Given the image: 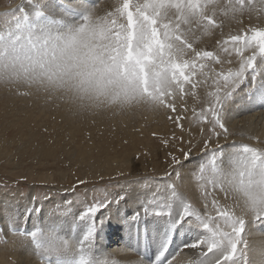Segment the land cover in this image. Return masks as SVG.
<instances>
[{"label":"rangeland","instance_id":"374dc122","mask_svg":"<svg viewBox=\"0 0 264 264\" xmlns=\"http://www.w3.org/2000/svg\"><path fill=\"white\" fill-rule=\"evenodd\" d=\"M26 1L32 0H14L12 8H9L5 6L4 0H0V12L14 10L16 13H20L21 9L25 12L23 4ZM135 2H142V0H135ZM201 2H204L200 6L203 11L194 16L187 15L185 19L178 22L179 13L175 8L169 7L161 20V23L170 24L174 30L178 28V31L173 32V35L179 36V39H172V42L182 50L177 57V62L188 61L190 66L193 65L191 69H185L186 74L190 73L189 79L191 81L183 84V90H180V85L175 82L170 92L164 94V106L161 108L134 105L119 111L108 110L100 114L88 115L79 113L72 104L57 96H40L24 86L0 88V195L4 197L11 196L9 199H14L13 196L18 192L16 197H23L29 193V187L32 185L38 201H43L48 199L50 195H55L58 200L56 206L58 208L56 209L66 207L65 211L68 213L82 207V213H84L88 205L92 203L103 201L102 204H99V210L111 201H115L117 199V196H115L116 189L120 188V184L122 186L120 178L126 177L135 180L141 178L139 179L141 181L138 182L142 187L147 186L149 190V186L153 182L154 186L159 187V183L163 184L169 179L177 180L180 165L192 161L193 167H191L190 173L192 177L194 176L193 178H196L194 179L197 181L195 185L199 188L197 192L204 196L201 199L202 204L204 206L209 205L208 208L214 209L212 207L213 200L218 201V203L226 202L228 198L225 197L224 193L222 196V192L214 188L207 180L198 179L200 175L199 167L212 160L214 151L216 152L215 159L221 164L223 149L226 146L224 143H222L223 145L218 144L215 140L216 133L210 131L212 125L208 121L211 119V113H206L203 120H199L198 113L210 107L206 101L213 99L209 94L216 91L217 86L213 83L216 73H220L221 70L225 74L229 70H239L242 58L250 57L253 54L256 55V67V64L260 62L261 53L256 42H253L251 47H246V42L243 39L241 40L243 43L240 41L235 45L230 42L227 43L232 49L229 53L234 57L233 62L236 65L234 67L231 63H222L215 49L221 48L219 44H222L224 39L221 36L223 35L221 32L224 30V22L213 15H209L205 9V0H201ZM230 2L236 4L234 0H230ZM22 14L24 15V13ZM216 19L217 21H215ZM121 20L127 22L124 17ZM217 30L220 31L217 33ZM254 30H258L257 23H248L242 26L241 30L236 31V35L241 34L242 37H251ZM0 34L3 33L0 32ZM204 34L208 36L205 35L203 39ZM217 34L220 35L217 36ZM210 36L212 38H209ZM201 42L205 43H202V45ZM212 42L217 44H211ZM200 44L201 46H199ZM232 45L241 48L242 51L238 54L236 52L237 47L232 48ZM211 50L216 57L215 60L201 59L196 55L198 52H211ZM233 52L235 55L232 54ZM201 65H204V67L201 68ZM256 72L258 73L257 68ZM246 74L251 75L250 70ZM195 75L198 76L196 80L193 77ZM181 83H183L182 80ZM193 83L197 84L195 90H193ZM223 92L224 86L221 80L220 94L222 95ZM181 103L184 104L181 105ZM178 112H180V115H178ZM177 118H179V124H177ZM217 131L222 130L217 128ZM206 141L207 146H205ZM227 143L233 148L243 144L231 140ZM252 146L260 145L254 144ZM198 148L200 149L199 153ZM185 153H189V155L185 157ZM128 156L136 161L137 167L133 172L119 169L120 172L115 171L114 173L109 170V174H111L107 176L90 177L85 174L91 170L93 160L100 159L105 163L109 159L117 160V158ZM89 164L90 166H88ZM130 168V164H127L126 169ZM59 172H62L63 179H66V181L63 180V183L70 185L61 188L56 184H52L48 187L50 184L43 179L44 175L52 176ZM82 176L85 177L82 178ZM158 177L161 179L156 180ZM166 177L170 178L165 179ZM200 185H204V188ZM157 190H154L155 192L152 190V193L150 192L151 194L148 195L150 197L145 200V208L150 212L159 209L158 207L149 206L150 204L159 199V202L164 199L161 198L164 192L161 194ZM166 194L168 197L171 195L169 191ZM204 212L208 213L209 211L204 209ZM91 218L93 217H89L87 220H91ZM9 222L7 221L6 224L10 225L12 223V227L16 224L15 220ZM13 232L15 233V230ZM0 240L3 242L1 244H5L1 233V225ZM8 241L6 240V242ZM99 263L103 264L100 260Z\"/></svg>","mask_w":264,"mask_h":264},{"label":"clouds","instance_id":"9594fccd","mask_svg":"<svg viewBox=\"0 0 264 264\" xmlns=\"http://www.w3.org/2000/svg\"><path fill=\"white\" fill-rule=\"evenodd\" d=\"M4 3L12 8L14 0ZM153 7L143 5L145 10ZM201 11L190 0L186 16ZM116 12L99 11L95 0H70L69 9L27 23L23 9L0 12V88L24 86L40 96H57L88 115L134 105L163 107L164 94L176 82L182 50L167 34L133 25L130 13L126 25L118 23ZM199 172L230 201L228 227L264 214V146L237 145L226 166L215 159ZM240 235L237 264L264 259V240L257 243ZM48 240L46 231L18 230L13 243L46 250ZM73 247L79 252L77 264H99L82 241Z\"/></svg>","mask_w":264,"mask_h":264},{"label":"bare ground","instance_id":"6f19581e","mask_svg":"<svg viewBox=\"0 0 264 264\" xmlns=\"http://www.w3.org/2000/svg\"><path fill=\"white\" fill-rule=\"evenodd\" d=\"M121 1L122 0H95V6L101 12H115V9L119 6ZM234 1L236 2V4H232L230 0H205V9L207 10V13L209 15H213L216 18H219L220 20H223L224 22V32H221L223 33V35L221 36H223L224 38L222 42L228 41L230 36L236 35V31L241 30L242 26L248 23H257L258 30H264V10H261L259 4L257 3V0H253L255 6L252 7L251 10L249 9L247 2L243 6H241L237 3V0ZM62 2L63 0L26 1L23 4L25 8V12L23 13L24 15H26L25 23L29 22V20L38 21L44 15H48L50 17L57 15L62 10ZM122 17L123 16L116 12L114 19H116L118 23L126 25L127 22L125 23L124 21H122ZM215 21H217V19ZM220 25L222 26L221 23ZM207 31L209 32V30ZM219 31L217 30V33ZM205 35L207 34H204L203 39L205 38ZM219 35L217 34V36ZM209 38L212 37L210 36ZM219 40H217V42H219ZM241 42L243 43V41ZM202 43L203 42H201V44ZM213 43L214 42H212L211 44ZM228 43H230V40ZM201 44L199 46H201ZM219 45L221 46V44ZM223 46L224 47H221L218 50L215 49L220 60L222 61V63H231L233 64L232 66L235 67L236 63L233 62L234 57L229 53V51L232 50L231 47H229L227 43ZM235 47L234 45H232V48ZM232 54L235 55L234 52ZM256 65L258 75L255 86L251 89L249 88L250 75L246 74V77L248 78H246L239 86H237L238 88L234 90L233 95L224 104L223 115L226 120L225 127L228 129V132L221 135L216 134V137L214 136L218 144L224 143L226 145L222 153L223 159L220 160L221 166L227 165L228 156L233 149V147H231L230 144L227 143L230 140L233 142H242L243 144L249 143L251 145L258 144L260 146H264V63L258 62V64ZM193 77H195L194 80H196V77L198 76L195 75ZM186 100L188 99L186 98ZM182 104L184 103H181V105ZM178 113V115H180V112ZM193 123L194 122L192 120V124ZM199 151L200 149L198 150V153ZM48 155L50 154L48 153ZM130 157L131 156H128L126 158H117V160L109 159L107 162L105 161V163L102 162L103 160L100 161V159H97L95 161L93 160L91 162V170L87 173H83L88 174V176L90 177H96L99 175L107 176L109 174V170L113 171V173L115 171L120 172V170H131L133 172L136 170L137 166L136 161ZM191 163L184 162L180 165V171L178 172L179 177L177 178V180H171L169 179L170 177H166L165 179L168 178L169 180H167L163 184L159 183V187L154 186V182L153 184H150L151 182H148L150 184L149 190L147 186L142 187L140 185L139 182L141 180L139 179L141 178H136L137 180L126 177L120 178V180H122L121 182L123 187L120 184V188L116 189L117 192H115V196H117V199L115 201H111L109 204L107 203L108 205H106L104 208H100L96 212V215L91 218V220L80 219L83 214L82 207L68 213L67 211H65L66 207H63L62 209H56L58 208L56 207L58 200L55 195H50L48 199L38 201L36 192L35 190H33L34 187L32 185L29 187V193L27 195H24L23 197H16L18 195V192H15L16 194L13 196L14 199H9L11 198V196H9L10 194L8 195L9 197L0 195V225L3 241H5V244H1L3 242L0 240V264H77L79 252L77 248L73 247V245L79 240H83L85 233L90 227H92L91 239L89 242L84 243V247L88 249L91 258L98 261L100 260L103 262V264H168V261L159 262L155 259L157 258V256L160 257L159 253L161 252V249H159L158 251L156 246L150 245L146 247V245L151 239V236L158 237L162 235V239L168 236V241L170 237L168 230H170V228H175L176 233L179 230L182 233L191 234V237L186 238L183 244L177 250L172 251L173 253L170 256L171 260L169 261H172V264H191V261L196 259L199 255V252L204 251V249L199 248L189 250L185 248V245H190L194 239L199 238L202 235V230L186 223H183L184 225H171V218L169 216H157L155 214H152L155 212V210L152 212L147 210L149 215L145 214V200L150 197L148 195L152 193L151 191L153 190V192H155L154 190L158 189L157 191H160L161 194L164 192V194L161 195V198L163 197L164 199L163 201H160L163 203L165 202L166 198H168V195L166 194V185L175 182L179 192L183 193V195L185 196L186 202L191 204V206L195 208L197 212H199L201 215L209 213L208 215L215 216L216 211L214 209L208 208L209 205L204 206L201 202V199L204 196L197 192V189L199 190V188H197L195 185V182L197 184V181L194 180L196 178H193L194 176L192 177L190 173L192 169L191 167H193V164ZM127 164H130V169H126ZM88 166H90V164ZM61 173L59 172L52 176H48L47 174L44 175L43 179L50 184L48 185V187L52 186V184H56L61 188L70 185H66L63 183V180L66 181V179H63L64 175L62 176ZM84 177L85 176H82V178ZM160 179L161 178L158 177L156 180ZM121 197L123 198L121 199ZM220 204L222 207L229 209L230 201L226 199V202ZM204 209L208 210L209 212L205 213ZM192 219L195 220V217H192ZM11 220H15L16 223L13 227L12 223L10 225L6 224L7 221L8 223H10L9 221ZM245 225V238L257 243H260L262 240H264V222H254L253 218H246ZM17 228L20 230H24L25 232L35 229L46 231L49 234V240L46 245V250L36 249L35 246H32V248L30 249H25L15 245L13 243V240L15 237V233L17 232ZM13 230H15V233L13 232ZM6 240L9 241L6 242ZM107 240H109L110 242L108 243ZM176 241H178L176 239V236L170 239V243H175ZM164 244L165 241L162 243V247L164 246ZM167 246L168 245H166V247ZM143 247H146V249L149 248L154 252L155 255L152 257V259H150V257L147 255L144 257L140 255L139 252H142ZM257 264H264V259L258 260Z\"/></svg>","mask_w":264,"mask_h":264},{"label":"snow or ice","instance_id":"6c2138e0","mask_svg":"<svg viewBox=\"0 0 264 264\" xmlns=\"http://www.w3.org/2000/svg\"><path fill=\"white\" fill-rule=\"evenodd\" d=\"M145 2L150 5H154L150 10H145L143 5ZM247 2L249 9L251 10L254 7L253 0H237V3L243 6ZM190 0H142V2H135V0H122V3L116 8L118 13L128 20L129 13L131 14V22L133 25H143L148 28L149 32L155 31L160 35L167 34L171 39H179V36H174L173 32L178 31L177 29H172L171 25L168 23H161V20L164 18L166 11L169 7L175 8L179 13V20L186 18V10L189 6ZM191 3L195 5L196 9H200L201 0H191ZM261 10H264V0H257ZM127 4V8L125 5ZM62 7L66 10L70 7V0H63ZM194 12L192 15H196ZM143 17V19H141ZM245 40V46L251 47L253 42H256L259 45V52L261 53L260 63H264V30H254L251 37H242L240 35L230 36L229 40L231 43L238 44L241 40ZM229 41H224L221 44L223 47L224 44ZM242 51L241 48H236V52L239 54ZM201 59H212L215 60L216 57L214 53L203 51L196 53ZM256 55L253 54L250 57L242 58L240 68L237 71L229 70L226 74L223 70L220 73L215 74V79L213 83L216 84L217 88L215 92L210 93L209 95L213 98L207 100L210 107L198 113L200 120L205 118L206 113H211V119L208 121L212 128L210 131L215 132L217 135H221L228 132V129L225 127L226 120L223 115L224 104L225 102L233 95L234 90L240 85L246 78V72L250 70V89L255 86L257 79V72L255 67ZM193 65L190 66L188 61L183 63L177 62V67L179 69L177 73L176 82L180 85L181 90H183V84L185 82H190L189 74L185 73V69H191ZM204 65H201L203 68ZM205 75V74H203ZM181 80L183 83H181ZM223 81L224 92L220 94V81ZM193 90H195L197 84L193 83ZM177 123L179 124V118H177ZM217 128L222 131H217ZM207 146V142H205ZM220 147L219 145L217 146ZM189 153H185L187 157ZM216 152H213L212 160H215ZM179 177V173H177ZM198 179H201L199 175ZM213 186V185H212ZM204 188V185H201ZM214 187V186H213ZM215 188V187H214ZM166 190L171 193L170 197L166 198L165 202L161 203L159 201L150 204L149 206L158 207L160 210L155 211L152 214L157 216H169L171 218V225L186 223L188 225L194 226L202 230V235L194 239L193 242L189 245H185V248L189 250L202 248L204 251H200L196 259L191 261V264H237L238 257L237 253L239 252L241 245L243 243L241 233H245L246 225L245 223H234L231 227H228L226 221L228 220L229 209H226L219 205L218 201H212V207L215 209L216 214L213 215H201L196 211L191 204L187 203L186 200H182L178 187L175 182L169 183L166 185ZM206 191V188H205ZM123 197H121L122 199ZM106 199V198H105ZM103 201L95 202L86 208V211L82 214L81 220L93 217L94 214L98 211L99 204H102ZM166 210V211H165ZM145 214L149 215L147 208H145ZM138 215V214H137ZM195 217V220L192 219ZM255 221L264 222V214H257L253 217ZM170 225V226H171ZM230 229V230H229ZM17 231H24L16 229ZM92 235L91 227L85 233L83 242H89ZM167 245V239H165V244L159 253L160 256L164 255V250ZM167 260V257L165 258ZM168 264H172V261H168Z\"/></svg>","mask_w":264,"mask_h":264}]
</instances>
